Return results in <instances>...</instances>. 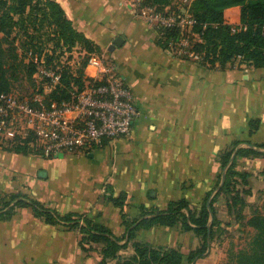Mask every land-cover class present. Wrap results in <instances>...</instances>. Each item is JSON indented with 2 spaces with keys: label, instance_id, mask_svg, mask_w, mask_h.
I'll list each match as a JSON object with an SVG mask.
<instances>
[{
  "label": "crops",
  "instance_id": "1",
  "mask_svg": "<svg viewBox=\"0 0 264 264\" xmlns=\"http://www.w3.org/2000/svg\"><path fill=\"white\" fill-rule=\"evenodd\" d=\"M56 1L74 27L117 64L134 94L139 116L128 138L87 153L45 157L0 147V201L22 192L63 214H88L126 244L118 252L126 256L135 249L125 237L124 216L134 219L142 206L163 209L182 199L199 208L217 184L219 154L235 141H241L238 148L260 152L237 157V169L248 174L252 190L246 200L264 196V147H259L264 144V67L238 61L214 69L174 57L156 43L157 30L133 8L132 0ZM119 36L122 46L111 50ZM257 119L260 126L250 133L249 123ZM121 193L127 194L123 207L107 198ZM217 207L224 226L228 210L223 197ZM136 236L155 246L179 248L184 254L201 243L193 231L181 226L142 227ZM79 239L77 229L48 224L31 207H20L10 219L0 221V264H98L103 260L102 244L94 243L83 252ZM219 245L214 240L197 264L224 261ZM107 264H119V259Z\"/></svg>",
  "mask_w": 264,
  "mask_h": 264
},
{
  "label": "trees",
  "instance_id": "2",
  "mask_svg": "<svg viewBox=\"0 0 264 264\" xmlns=\"http://www.w3.org/2000/svg\"><path fill=\"white\" fill-rule=\"evenodd\" d=\"M144 1V4L154 6L162 12L167 8L170 11L180 9L174 0ZM189 10L196 19L193 31L198 35L197 38L192 37V50L201 57L200 60L193 61L194 63L214 69L226 68L237 61L240 65L264 67V0H192ZM37 17H40L42 27L45 24L52 27L51 39L55 46L51 52L47 53L44 48H38L34 40V33L39 26ZM235 17H238V20ZM26 20H30L29 24L21 26L20 29L31 40L24 48V52L19 54L13 46L12 33ZM178 35L179 31L167 30L163 38H156V43L165 50L168 39ZM77 47L85 49L88 54L100 53L99 47L74 27L56 0H0V94L15 92L14 82L23 75L22 77L31 80L35 91L29 95L15 92L22 98L27 96L31 99L34 94L41 93L44 94V101L47 104L53 100L71 99L75 88L81 90L84 86V66L88 55L83 59L82 66L75 70L70 66H63L60 82L51 92L44 93L43 85L34 79L36 64L28 57V53L30 51L34 54L45 53L47 61L55 64L61 62L66 51H72ZM58 51L61 56L57 54ZM259 126V119L251 120L250 133H254ZM32 140L31 136L24 140H16L13 146L5 148L10 151L33 153L29 145ZM240 143L241 141L233 142L219 154L220 172L217 184L206 194L199 208H191L189 201L182 199L171 201L163 209H148L142 206L140 216L134 219L124 216L125 237L128 241H133L135 249L131 255L120 256L118 252L126 247V244H121V239L110 228L97 223L88 214L76 212L63 214L22 192L2 198L0 221L10 219L20 207H31L35 215L48 224H61L70 229H77L80 232L79 246L83 252H89L94 243L102 244L104 258L98 264H107L114 258L119 259V264H197L199 259L208 255L217 229L221 227L217 207L221 197L226 200L227 210L232 219L237 221L245 217L241 208L247 206L246 198L252 190L248 188V174L237 169V157L255 156L260 152L253 148H238ZM259 147H264V144ZM262 174L264 175V171ZM107 198L123 207L127 194L121 193L118 197L109 195ZM156 224L181 226L184 231H193L201 239L200 246L189 254H184L179 248L155 246L137 238L136 232L140 228H149ZM246 225L254 229L253 235L246 247L228 250V260L225 264H264V215H252L246 221Z\"/></svg>",
  "mask_w": 264,
  "mask_h": 264
},
{
  "label": "built area",
  "instance_id": "3",
  "mask_svg": "<svg viewBox=\"0 0 264 264\" xmlns=\"http://www.w3.org/2000/svg\"><path fill=\"white\" fill-rule=\"evenodd\" d=\"M191 1L179 10L167 8L164 12L144 4V0H132V6L157 30V37L163 38L167 30L179 31L178 36L168 39L165 50L193 62L201 57L192 50V37L198 35L193 31L196 19L189 10ZM86 55L84 86L81 90L75 88L71 99L47 104L41 93L31 99L15 92L0 94V147L13 146L16 140L31 136L32 152L52 157L91 152L131 135L139 111L131 88L111 58L102 53L88 54L77 47L66 51L61 62L54 64L47 61L45 53H28L36 64L34 79L43 85L44 93L60 82L63 66L75 70L82 66Z\"/></svg>",
  "mask_w": 264,
  "mask_h": 264
},
{
  "label": "rangeland",
  "instance_id": "4",
  "mask_svg": "<svg viewBox=\"0 0 264 264\" xmlns=\"http://www.w3.org/2000/svg\"><path fill=\"white\" fill-rule=\"evenodd\" d=\"M191 0H174L176 4H179V6L186 7V5ZM18 18V17H16ZM38 18L39 26L37 27V31L34 33L35 38L34 40L38 44V48H44L45 52H51L52 48H54V43L52 42L53 38L52 36V27L48 25H44L43 27L40 24V17ZM30 20H26L14 30L12 33V37H14V47H16V52L19 54H22L24 52V48L27 44H30V37H26L24 35V31L20 29L21 26H25L29 24ZM32 31V29H31ZM11 37V38H12ZM33 42V41H32ZM31 42V43H32ZM59 50V49H58ZM60 51L57 52L59 54ZM60 56L62 54H59ZM59 56V57H60ZM108 57V56H107ZM238 62V61H237ZM20 75V77L14 82V90L15 92L29 95L32 92H34V86L31 83V80L27 79L25 76ZM251 201H247V206H244L241 208V210L244 213V219L242 220H234L230 218V220H233L232 224H229V217L230 215L223 216L224 217V226L218 227L216 232L215 240L217 242H220V250L221 254L224 257V261L220 262L219 264H225L228 260V250L230 248H233L235 250L241 249L247 246L251 236L254 233V229L250 226L246 225V221L254 214H261L264 215V196H260L257 199L255 198H249ZM219 215L222 217V213L219 212Z\"/></svg>",
  "mask_w": 264,
  "mask_h": 264
},
{
  "label": "water",
  "instance_id": "5",
  "mask_svg": "<svg viewBox=\"0 0 264 264\" xmlns=\"http://www.w3.org/2000/svg\"><path fill=\"white\" fill-rule=\"evenodd\" d=\"M122 44H123V39L119 36V37H117V38L114 40L113 45H112L110 48H111V50H112V49H114V48L117 47V46H122ZM224 177H225V172H224V174H223L222 183H223V181H224Z\"/></svg>",
  "mask_w": 264,
  "mask_h": 264
}]
</instances>
